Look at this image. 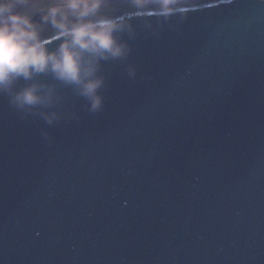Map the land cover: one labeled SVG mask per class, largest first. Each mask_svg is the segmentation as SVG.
<instances>
[{"label":"water","instance_id":"1","mask_svg":"<svg viewBox=\"0 0 264 264\" xmlns=\"http://www.w3.org/2000/svg\"><path fill=\"white\" fill-rule=\"evenodd\" d=\"M106 4L101 111L51 71L0 90V264H264V0Z\"/></svg>","mask_w":264,"mask_h":264},{"label":"clouds","instance_id":"2","mask_svg":"<svg viewBox=\"0 0 264 264\" xmlns=\"http://www.w3.org/2000/svg\"><path fill=\"white\" fill-rule=\"evenodd\" d=\"M139 9L174 14L183 7L182 0H135ZM106 0H0V90L19 79L51 71L57 79L79 88L90 111L105 106L101 89L105 79L98 76L101 60L120 59L130 52L118 33L122 21L102 15ZM39 17V19H37ZM45 25H51L62 39L51 50L42 36ZM35 86L17 93L13 103L19 107L40 102Z\"/></svg>","mask_w":264,"mask_h":264}]
</instances>
